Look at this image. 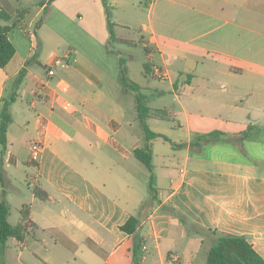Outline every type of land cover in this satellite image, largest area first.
I'll return each mask as SVG.
<instances>
[{
	"label": "crops",
	"instance_id": "crops-1",
	"mask_svg": "<svg viewBox=\"0 0 264 264\" xmlns=\"http://www.w3.org/2000/svg\"><path fill=\"white\" fill-rule=\"evenodd\" d=\"M17 1L0 0L9 17L0 23L12 24L25 9ZM72 1L61 5H77L87 32L102 27L98 0ZM44 6H32L35 14L24 13L8 32L15 53L0 67V112L15 92L0 198L11 206L17 195L22 200L16 225L22 208L35 224L22 238L7 240L0 264H194L201 254L204 264L219 233L245 236L264 259V0L149 1L147 22L138 28L140 44L151 72L159 65L170 75L145 74L158 81L140 85L147 105L167 114L150 115L146 122L156 133L186 142L171 147L153 141L156 200L149 199L148 184L141 189L136 184L138 172L148 173L133 155L144 135L134 95L117 79L121 54L92 45L77 58L66 50L61 55L69 52L67 64L49 76V63L61 52L45 57L31 37ZM164 83L172 88L170 105H162L168 93ZM248 123L259 128L242 144L209 143L201 152L189 145L197 133H238ZM32 142L41 143L42 150L33 154ZM22 164L34 169L24 178L26 196L17 185ZM136 214V235L144 243L140 258L133 259L135 234L120 226ZM206 241L211 245L205 249Z\"/></svg>",
	"mask_w": 264,
	"mask_h": 264
},
{
	"label": "trees",
	"instance_id": "trees-1",
	"mask_svg": "<svg viewBox=\"0 0 264 264\" xmlns=\"http://www.w3.org/2000/svg\"><path fill=\"white\" fill-rule=\"evenodd\" d=\"M54 0H40L36 5L44 6L42 13L46 12L49 4ZM103 6L107 14V23L109 30V37L114 42H123L127 44H132L131 40L126 38H119L115 36L113 27L115 23L109 20V11L107 0H102ZM29 9H23L18 11V18L13 21L12 24L0 23V67L4 68L10 61L15 53V48L8 38V32L15 25V23L23 17L24 13L28 12ZM9 17L5 11L0 10V20L8 21ZM43 18L36 20L35 25L32 29V33L35 36L36 30L39 28ZM119 54V52L117 53ZM36 56V55H35ZM34 56V57H35ZM30 60L27 61V63ZM119 69L117 79L119 83L127 90L133 93L135 101L136 116L139 123L143 129V144L141 147H137L133 150L134 157L140 161L145 168L148 170V187H149V199L156 200V188L154 187V172L152 165V144L156 139H160L170 145L171 147H182L186 142L176 143L168 138L166 135L156 133L152 131L147 125L146 119L150 115L165 118L167 117L166 112L161 109L151 110L147 105L146 95L141 91L140 85L132 81L128 77V68L126 66L127 58L122 55L119 56ZM144 74H150L151 72L150 64L148 61L143 63ZM25 69L22 68L17 74L14 85L15 89L21 83ZM14 94L8 99L4 100L3 106L0 112V177L2 169V155L6 151L7 143V127L11 122V115L9 113V105L14 100ZM259 126L253 123H248L246 128L238 133H226L220 130H212L204 133H197L190 141L189 145L191 148H195L198 152H201L203 147L209 143L215 142H231L236 141L242 144L245 139H247L252 133H254ZM34 193L38 194V190L34 189ZM146 200L139 206V210H142L145 206ZM167 211L171 212L175 216L182 218L181 214H178L177 210L170 205L163 206ZM10 211V206L7 201L0 198V262L1 258L5 252L6 242L11 237H16L18 239L22 238L23 232L28 228L35 226V224L29 219V213L26 208L21 209V223L13 226L8 221V215ZM139 215H130L128 219L120 226V229L128 234H135L134 245L132 248L133 259L140 258L141 247L144 243V238L137 236L136 232L139 227ZM204 264H264V259L254 250L251 243L243 235H235L228 233L216 234L215 242L210 246L206 253V259Z\"/></svg>",
	"mask_w": 264,
	"mask_h": 264
},
{
	"label": "rangeland",
	"instance_id": "rangeland-1",
	"mask_svg": "<svg viewBox=\"0 0 264 264\" xmlns=\"http://www.w3.org/2000/svg\"><path fill=\"white\" fill-rule=\"evenodd\" d=\"M39 0H18L17 5L22 8L31 10V14H35L37 9H32ZM125 4L115 5L111 3V0H107L109 20L115 23L113 30L116 37H126L134 40L135 45H127L124 43H117L110 39L107 14L103 6L102 0H98L97 3L103 8L99 15V18L103 21L102 27L99 24L94 25V28L87 32L84 28L87 27L86 23L82 21L80 17L82 14L76 12L77 5L69 4L61 5L63 0H58L56 3L52 1L45 13H39L36 15V20L43 18L39 30V35L34 36L32 34V42L34 44L35 51L43 50V56H47L52 52H58L61 54L63 51H70L73 54H78L85 51L92 45L102 48L107 53H120L123 57L127 58L126 66L128 68V77L139 85H146L153 79L149 78L143 72V63L148 61L146 53L141 46L140 42V31L138 28L147 22V14L149 12V1L150 0H127ZM152 1V0H151ZM73 0L71 3H74ZM155 8V7H154ZM31 16V15H30ZM96 23V20H94ZM39 26V27H40ZM129 55H132L129 58ZM43 59V58H42ZM159 66V65H158ZM59 67V66H58ZM163 67V66H162ZM56 68V67H55ZM173 68V67H172ZM42 70L43 68L40 67ZM154 74V72H153ZM154 81V80H153ZM158 82V81H154ZM168 91L166 101L162 105H170L172 103V88L168 83L163 84ZM161 105V106H162ZM144 170V169H143ZM34 169H28L27 166L21 165L19 173L22 175L20 183H18L19 189L23 195L29 194L27 183L24 181L26 174H31ZM148 173L141 171L137 173L136 184L141 189L142 186L148 184ZM145 195H148L147 189ZM21 198L17 195L13 196L11 200V206L8 218L11 224L16 225L19 220V211L21 205ZM197 236H202L201 230H196ZM207 241L205 243V249L209 247ZM197 255L194 264H199L203 261V254Z\"/></svg>",
	"mask_w": 264,
	"mask_h": 264
},
{
	"label": "built area",
	"instance_id": "built-area-1",
	"mask_svg": "<svg viewBox=\"0 0 264 264\" xmlns=\"http://www.w3.org/2000/svg\"><path fill=\"white\" fill-rule=\"evenodd\" d=\"M68 58H69V52H65L63 55L61 56H55L49 63V66L47 68V74L50 76L54 73V68L58 67V66H65L68 62ZM154 74L161 79H166L169 77V71L167 68L165 67H161V66H154V70H153ZM65 88L62 86V90H64ZM70 106L69 103H65L64 108H68ZM31 148V152L33 154L38 153L39 151L42 150L43 145L39 142H32L30 145Z\"/></svg>",
	"mask_w": 264,
	"mask_h": 264
}]
</instances>
